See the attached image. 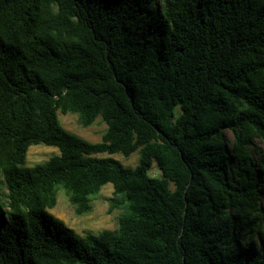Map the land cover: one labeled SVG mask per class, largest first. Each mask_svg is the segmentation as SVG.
I'll list each match as a JSON object with an SVG mask.
<instances>
[{"label":"trees","instance_id":"16d2710c","mask_svg":"<svg viewBox=\"0 0 264 264\" xmlns=\"http://www.w3.org/2000/svg\"><path fill=\"white\" fill-rule=\"evenodd\" d=\"M257 142L264 0H0V264H264ZM36 144L59 152L27 166ZM107 183L116 230L50 212L62 191L89 213Z\"/></svg>","mask_w":264,"mask_h":264},{"label":"rangeland","instance_id":"374dc122","mask_svg":"<svg viewBox=\"0 0 264 264\" xmlns=\"http://www.w3.org/2000/svg\"><path fill=\"white\" fill-rule=\"evenodd\" d=\"M164 0H157V5L162 6ZM156 7V6H155ZM60 122L63 127L88 141L96 142L99 141L101 135L106 127L99 118H97L90 126L82 127L79 124L78 118L75 114L67 113L65 115H59ZM225 135L229 141H231L232 135L229 130H225ZM258 147L264 149V144L257 142ZM58 148L55 146H48L44 144L31 145L28 148L26 156V165L31 166L36 163L42 162L48 159L51 155L57 154ZM97 156L108 155L106 153H98ZM114 158L121 161L124 165L135 166L138 160L137 152H133L128 157H124L120 153L111 154ZM151 174L157 175L159 171L154 167L151 171ZM2 177L0 176V198L2 193L5 192V187L1 183ZM113 187L111 183L105 184L100 193L93 199V208L89 213L77 214L74 211L72 204L68 201L66 195L60 191L58 195V201L56 206L53 209H50V212L56 217L64 221V223L73 229L76 233L81 236H84L86 232H98L103 229L116 230L118 226V210L108 212L109 202L108 197L112 195ZM262 205L264 206V189L263 196L261 199ZM243 242V238H240ZM252 244L255 246V251L259 252V242L256 236L252 241Z\"/></svg>","mask_w":264,"mask_h":264}]
</instances>
